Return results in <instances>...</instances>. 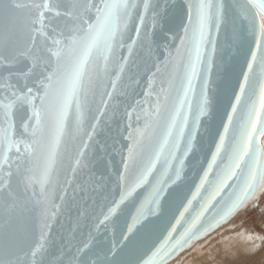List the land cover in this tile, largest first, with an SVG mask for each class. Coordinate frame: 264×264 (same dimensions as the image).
<instances>
[{
	"label": "snow or ice",
	"instance_id": "obj_1",
	"mask_svg": "<svg viewBox=\"0 0 264 264\" xmlns=\"http://www.w3.org/2000/svg\"><path fill=\"white\" fill-rule=\"evenodd\" d=\"M262 140L264 0H0V264H168Z\"/></svg>",
	"mask_w": 264,
	"mask_h": 264
},
{
	"label": "bare ground",
	"instance_id": "obj_2",
	"mask_svg": "<svg viewBox=\"0 0 264 264\" xmlns=\"http://www.w3.org/2000/svg\"><path fill=\"white\" fill-rule=\"evenodd\" d=\"M229 224L230 222H227L197 240L191 247L170 260L168 264H231L233 257H240L245 254V251L255 252L256 258L260 259L262 256L258 255L259 250L254 251V249L262 244L263 234L251 233L240 226L232 228ZM226 252H230L231 256H223ZM262 262L264 264V259Z\"/></svg>",
	"mask_w": 264,
	"mask_h": 264
},
{
	"label": "rangeland",
	"instance_id": "obj_3",
	"mask_svg": "<svg viewBox=\"0 0 264 264\" xmlns=\"http://www.w3.org/2000/svg\"><path fill=\"white\" fill-rule=\"evenodd\" d=\"M229 227L240 226L243 229L249 230L251 233L263 234L262 244L254 251H258V255L262 257L256 258L255 252H246L242 256L233 257L231 264H263L264 257V197L259 200H254L248 203L245 208L231 219ZM236 233V232H235ZM233 233V234H235ZM231 253H223V256L230 257ZM257 255V256H258Z\"/></svg>",
	"mask_w": 264,
	"mask_h": 264
},
{
	"label": "water",
	"instance_id": "obj_4",
	"mask_svg": "<svg viewBox=\"0 0 264 264\" xmlns=\"http://www.w3.org/2000/svg\"><path fill=\"white\" fill-rule=\"evenodd\" d=\"M250 203V202H249ZM194 204H195V207L198 209V207H199V205H198V203L197 202H194ZM247 205V204H246ZM245 205V206H246ZM245 206L243 207V208H241V209H239L237 212H235L232 216H230L226 221H224V222H222L220 225H218V226H216L214 229H212V230H210L208 233H206L205 235H203V236H201V237H199V238H197V239H195L189 246H186L185 248H183L182 250H180V251H178L170 260H172V259H174L179 253H181L183 250H185V249H187V248H189V247H191L197 240H199V239H201V238H203V237H205L206 235H208L209 233H211V232H213L215 229H217L218 227H220V226H222V225H224V224H226L227 222H229L231 219H233L239 212H241L244 208H245ZM169 260V261H170ZM168 261V262H169Z\"/></svg>",
	"mask_w": 264,
	"mask_h": 264
}]
</instances>
